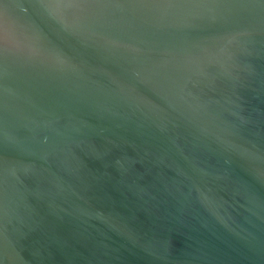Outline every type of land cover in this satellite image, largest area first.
<instances>
[{"label": "water", "instance_id": "obj_1", "mask_svg": "<svg viewBox=\"0 0 264 264\" xmlns=\"http://www.w3.org/2000/svg\"><path fill=\"white\" fill-rule=\"evenodd\" d=\"M0 264H264V0H0Z\"/></svg>", "mask_w": 264, "mask_h": 264}]
</instances>
